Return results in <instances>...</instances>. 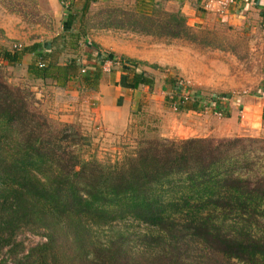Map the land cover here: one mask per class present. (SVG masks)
Listing matches in <instances>:
<instances>
[{"label":"trees","instance_id":"obj_1","mask_svg":"<svg viewBox=\"0 0 264 264\" xmlns=\"http://www.w3.org/2000/svg\"><path fill=\"white\" fill-rule=\"evenodd\" d=\"M62 1L69 31L49 52L32 46L39 52L26 70L33 80L63 88L80 69L87 72L76 53L89 27L237 54L228 37L190 27L180 12L154 0L94 12L96 0ZM2 4L42 23L34 8L14 0ZM25 52L4 49L0 58L15 66ZM102 60L117 61L125 73L122 85L133 90L153 91L154 78L144 67L166 70L111 53ZM164 81L172 102L182 92L189 95L176 112L201 111L203 100L180 77ZM87 145L74 125L53 119L29 88L12 85L0 68V264H264L263 137L144 134L133 153L113 163L84 157ZM24 231L45 242L25 252L17 241Z\"/></svg>","mask_w":264,"mask_h":264},{"label":"crops","instance_id":"obj_2","mask_svg":"<svg viewBox=\"0 0 264 264\" xmlns=\"http://www.w3.org/2000/svg\"><path fill=\"white\" fill-rule=\"evenodd\" d=\"M135 1L136 0H96V2L92 4L91 9L94 12L101 6L107 5L123 6L126 8L132 6ZM154 1L162 3L166 11L180 12L186 18L187 25L195 29H212L215 24L220 23L230 28L231 30H243L244 33H247L252 29H258L260 32L264 33V21L262 22V16H260L261 12L264 13V0H241L239 2H235V4L233 5H228L224 9L219 8V3L224 0ZM14 2L25 7L26 9L34 8L39 15V19L42 20V23H33L28 18H23V16L17 13L10 12L8 8L1 9L0 51L2 46H7L5 45V43H9L10 40H13V43L17 42L23 45V43L19 42L18 40L26 39L27 41H29V45H23V47L27 49V52H25L24 56H22L20 63H26L28 67L35 61V57H37L36 53H39L38 51L49 52L50 48L54 45V40L57 39V37L68 32L69 28L66 27L64 24L65 10L63 8L64 6L62 0H14ZM78 23L79 20L76 22V30L80 27ZM84 23L85 20L82 21V24ZM22 30L24 31L22 32ZM120 36H126L128 40H133V38L142 40L140 41L141 46L143 45L144 41L148 40H153L155 44L159 42V46L157 47L164 46L162 41L175 42L181 40L156 39L150 36H142L130 32L103 30L89 27L86 39L84 40L82 46H80L78 52L76 53L78 58H80L79 61L81 62V64L87 66L91 63V61H96V64H99L101 61V56L104 53H111L119 58L122 57L127 60H136L143 63H147L149 65H157L158 67L166 68L164 73H161L159 70H152L149 67L143 68L147 74L154 78L155 83L152 92L146 86H142L136 90L123 86L122 77L125 73L122 71V67H119L117 65L111 67V70L109 72H106L107 74L105 73L104 76H102L101 81L98 78L95 79L92 84V81H90V79L88 80V83L83 80L80 82L77 81L75 83H73L72 81L67 83L65 87L60 88L53 83L51 84V82H49L50 84L48 82H44L48 85V87L44 88L48 89V94L50 95V97H54L57 94L59 95L56 90H61L64 88L66 89L65 94H70L67 92V89L70 87V85H77L78 88L84 89L93 88L95 91L99 92L98 99H102L103 101L99 108L91 109L92 114H94L92 115L94 119L92 117L88 120H90V122L102 121L109 127L111 133L117 135L123 134L126 131V128L130 123V117L132 112H134L136 108L140 109V107L144 106V96L147 100L149 99V97H153L155 95L153 94V92L157 85L161 89L167 90L168 92L170 90V97L172 94H174L171 86L166 85L165 81L162 84H158V81L155 78L156 73L159 72L160 74L165 75L164 79L167 77V75H177L181 79L186 76H188L189 78H196L197 73H199V69H197V66L203 67V64L200 63L201 61L196 59V55H194V58H192L190 55L186 56L185 50H183L184 53L181 52L175 53V55L172 54V58L169 61H164V57L162 58L159 52H146L145 49H138L133 45V42L130 43V41H127L125 37L119 38ZM34 45L41 46V48L35 53L31 52L32 46ZM92 45L97 46V54L92 51V49H94ZM188 45L194 47L193 45ZM215 51L216 50H212V52ZM26 57H30V59H27ZM206 62L207 64H205L204 67H208V69H206V72L203 73L205 75L204 77L198 76V84L206 86L212 85L213 87L217 86L218 84H220L218 79L219 76L218 73H215L213 69H216L220 65V62H216V60H207ZM3 65L5 66V63H3ZM127 66L130 67V64H127ZM193 71H195L196 73ZM109 82L112 83V86L111 84H108ZM183 82L187 87L191 85L189 80H183ZM106 88H108L109 91L106 90ZM106 91L108 92V94ZM104 92H106V98L101 97L102 95L105 96ZM152 94L153 96H151ZM74 95L75 94H73V96ZM214 96L217 99L229 98L228 101H231V103L235 102L238 105L237 114L242 117V121H240V123L237 124L235 128H233L234 133H229V131H227L228 133L221 134L219 135L220 137L239 136L264 138V87H262L259 93L246 96L243 99H239L236 101H234V99L231 100L230 95H228L227 93H217V95L214 94ZM142 101L144 102L141 103ZM132 102H135V104H132ZM68 103L71 104L70 101ZM66 104L67 101H63L61 107L58 110L60 114L54 116V118L67 124L77 122L78 114H75L74 111L70 110L71 107ZM213 104L215 105V102ZM109 106H111L112 108H110ZM222 108L226 109V111L228 109L229 111V108L225 106ZM108 109H112L113 116L110 117V115L107 113L109 112ZM184 114L200 115L201 111L197 113L185 112ZM181 127V125L175 124L173 126V129H177L179 131L181 130ZM163 135L165 136V134ZM170 136L172 137L175 135L171 133ZM207 136L209 135L202 137L194 136V138H206ZM178 138L186 139L187 137L182 138L178 136ZM190 138L193 137L190 136Z\"/></svg>","mask_w":264,"mask_h":264},{"label":"rangeland","instance_id":"obj_3","mask_svg":"<svg viewBox=\"0 0 264 264\" xmlns=\"http://www.w3.org/2000/svg\"><path fill=\"white\" fill-rule=\"evenodd\" d=\"M4 1L6 0H0V10L6 8L2 5ZM212 30L217 31L221 36L228 37L229 44L231 43L236 47L237 54L221 51L212 52V50L202 49L196 46L191 47L183 41H162L164 46L157 47L159 46V42L155 44L153 40H148L144 41L141 46L140 41L142 40L135 38H133V40H128V38H126L127 35L119 37H125L130 43L133 42V45L138 49H145L146 52H159L161 57H164V61H169L172 58V54L184 53L183 50H185L186 56L190 55L194 58V55H196V59L200 60V63L203 64V67L197 66L199 73H197L196 78H189L188 76L182 78L183 80L190 81L191 85H189V87L191 91H193L194 95H197L203 100L199 106L201 107L200 115H185L184 113L173 111L172 101L169 96L171 91L169 90L168 92L157 85L153 92L155 95L153 96L152 94L151 96L153 97H149L147 100L144 96V101L147 103L142 101L141 103L144 102V106L140 107V109L136 108V110L132 112L130 123L126 131L120 135L111 133L109 127L102 121L90 122V120H88L94 115L91 109L99 108L103 101L102 99H98L99 92L95 91L93 88L84 89L78 88L77 85H70L71 88L69 87L67 89V92L70 94H65L66 89L64 88L56 90L59 95L57 94L54 97H50L48 89L44 88L48 87L47 84L33 80L27 75L26 63H19L18 65L9 67L1 66L0 68L5 70L7 80L12 85L29 88L35 94L37 100L40 101L42 110L48 113L53 119H55L54 116L60 114L58 110L63 101H67L66 105L71 107L70 110L78 114L77 122L72 123V125H74L83 136L87 137L88 145L83 147V156L86 158H95L104 163H113L120 161L125 155L133 153L136 139L144 134H153L163 138L180 140L178 136L190 138V136L202 137L209 135L207 137L220 138L219 135L226 134L228 133L227 131H229V133H234L233 128L242 121V117L237 114L238 105L235 102L231 103V101H228L229 98L217 99L214 94L227 93L230 95L231 100L234 99V101H236L260 92L262 87H264V33L260 32L258 29H252L247 33L237 29L228 31L227 27L220 23L215 24ZM23 31L24 30H22V32ZM18 41L22 42L23 45H29V41L26 39ZM13 42V40H10L9 43H5L7 46H2L1 51L4 49L13 50V45L15 44ZM101 57L103 58V55ZM27 59H30V57ZM78 59L80 60V58ZM207 60H216V62H220V65L216 69H213L215 73H218L220 83L214 87L212 85L206 86L198 84L197 81L198 76H205L203 73L208 69V67H204V65L207 64ZM87 68L85 74L79 71V75L75 77L73 83L82 80L88 81L90 79L92 84L95 79L99 78L101 81L102 76L106 73L100 68V63L96 64V61H91V63L87 65ZM164 77L165 75L159 72L155 74L158 84L164 82ZM108 84L112 86L111 82ZM106 90H108V88H106ZM106 92H104L105 96L102 95L101 97L106 98ZM73 94L75 95L73 96ZM177 98L178 96H176V99ZM69 101L71 104L68 103ZM214 101H216L218 105H214ZM132 104H135V102H132ZM224 106L229 108L230 112L228 109L227 112L226 109L222 108ZM109 107L112 108L111 106ZM108 111L107 113L110 117L113 116L112 109H108ZM218 112L221 113V117L216 115ZM175 124L181 125V130H174L173 126ZM171 133L175 136L171 137ZM163 134H165V136ZM17 241L22 243L26 252L28 248L38 243L45 242V239L41 234L37 235L29 231H24L17 235Z\"/></svg>","mask_w":264,"mask_h":264},{"label":"built area","instance_id":"obj_4","mask_svg":"<svg viewBox=\"0 0 264 264\" xmlns=\"http://www.w3.org/2000/svg\"><path fill=\"white\" fill-rule=\"evenodd\" d=\"M239 1H241V0H224V1L219 3V8L224 9L228 5H233V4H235V2H239ZM23 49H24V47L20 43H15L13 45V50H15V51H21ZM100 60H101L100 61V67H102L101 69H102L103 72H109L111 70V67H113L114 65L120 66L117 61L113 62V61H110V60H102V59H100ZM3 63H4L3 60L0 58V67L3 65ZM37 66L39 68H43L45 66V64L42 61H37ZM85 72H86V69L82 68L81 69V73L85 74ZM188 100H189V95L186 92H182L181 96L178 97L175 102H172L173 111L176 112L177 108H178V105L180 103H185ZM216 115L218 117H221V113L220 112H218Z\"/></svg>","mask_w":264,"mask_h":264}]
</instances>
